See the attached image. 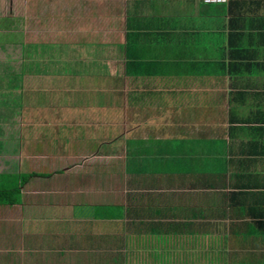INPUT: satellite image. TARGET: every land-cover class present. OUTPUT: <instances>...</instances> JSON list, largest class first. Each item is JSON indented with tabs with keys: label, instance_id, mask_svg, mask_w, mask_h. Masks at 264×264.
I'll use <instances>...</instances> for the list:
<instances>
[{
	"label": "crops",
	"instance_id": "1",
	"mask_svg": "<svg viewBox=\"0 0 264 264\" xmlns=\"http://www.w3.org/2000/svg\"><path fill=\"white\" fill-rule=\"evenodd\" d=\"M15 189L0 264H264V0H0Z\"/></svg>",
	"mask_w": 264,
	"mask_h": 264
},
{
	"label": "rangeland",
	"instance_id": "2",
	"mask_svg": "<svg viewBox=\"0 0 264 264\" xmlns=\"http://www.w3.org/2000/svg\"><path fill=\"white\" fill-rule=\"evenodd\" d=\"M96 79H99L98 77H95ZM107 96V97H106ZM92 97V96H91ZM109 99V100H106V99ZM104 99L106 100V101H104ZM89 100H92V99H89ZM116 100H115V97L113 96V94L112 95H110L109 97H108V95H106V91H105V93H104V95L103 94H101V96L100 95H98V97L96 98V100H95V102L93 101V105H100V104H103V102H108L111 106H112V104H114L115 105V102ZM100 102V103H99ZM80 105H82V104H80ZM95 105V106H96ZM96 126H98L97 125V123H96ZM81 133V131L79 130L78 131V134H80ZM96 133H98V127H96L95 128V130H94V135L96 136ZM34 144V143H33ZM47 149L49 150L48 151V154H51V155H53V153H54V151H56V146H54V145H50V146H48L47 147ZM24 179H25V177H24Z\"/></svg>",
	"mask_w": 264,
	"mask_h": 264
},
{
	"label": "trees",
	"instance_id": "3",
	"mask_svg": "<svg viewBox=\"0 0 264 264\" xmlns=\"http://www.w3.org/2000/svg\"><path fill=\"white\" fill-rule=\"evenodd\" d=\"M15 191L17 190L15 189L13 192H0V201H14L11 198Z\"/></svg>",
	"mask_w": 264,
	"mask_h": 264
}]
</instances>
